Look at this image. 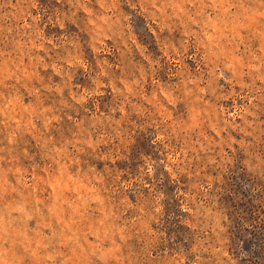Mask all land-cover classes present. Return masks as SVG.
<instances>
[{
  "label": "rangeland",
  "instance_id": "rangeland-1",
  "mask_svg": "<svg viewBox=\"0 0 264 264\" xmlns=\"http://www.w3.org/2000/svg\"><path fill=\"white\" fill-rule=\"evenodd\" d=\"M0 264H264V0H0Z\"/></svg>",
  "mask_w": 264,
  "mask_h": 264
}]
</instances>
